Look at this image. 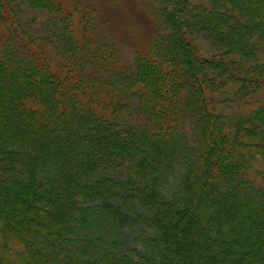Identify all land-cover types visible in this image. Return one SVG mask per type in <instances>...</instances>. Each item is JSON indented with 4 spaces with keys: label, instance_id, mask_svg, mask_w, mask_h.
<instances>
[{
    "label": "trees",
    "instance_id": "16d2710c",
    "mask_svg": "<svg viewBox=\"0 0 264 264\" xmlns=\"http://www.w3.org/2000/svg\"><path fill=\"white\" fill-rule=\"evenodd\" d=\"M155 2L127 62L0 0V264H264V0Z\"/></svg>",
    "mask_w": 264,
    "mask_h": 264
},
{
    "label": "rangeland",
    "instance_id": "374dc122",
    "mask_svg": "<svg viewBox=\"0 0 264 264\" xmlns=\"http://www.w3.org/2000/svg\"><path fill=\"white\" fill-rule=\"evenodd\" d=\"M58 2L63 13L69 15L74 33L81 42H90V47L108 43L116 45L120 56L127 62L133 60L136 53L146 54L151 39L162 31L155 0H58ZM28 14V19L33 21V30L36 28L41 30L46 17L40 11ZM194 45L202 54L210 55L217 51L214 44L199 34L194 36ZM45 53L53 56L49 48ZM218 107L225 112L235 111L239 109V102L228 99L224 105L220 104ZM260 169L264 171V163L260 165ZM176 170L177 168L173 173L176 174ZM176 188L177 182L174 183L168 176L159 191L164 196H169ZM142 230L150 232L142 224L132 230L120 231L124 234H134ZM125 246L134 244L128 243Z\"/></svg>",
    "mask_w": 264,
    "mask_h": 264
}]
</instances>
